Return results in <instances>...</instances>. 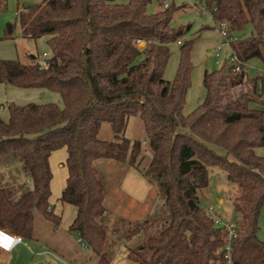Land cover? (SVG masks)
<instances>
[{
  "label": "trees",
  "instance_id": "obj_1",
  "mask_svg": "<svg viewBox=\"0 0 264 264\" xmlns=\"http://www.w3.org/2000/svg\"><path fill=\"white\" fill-rule=\"evenodd\" d=\"M34 1L17 16L21 33L47 36L50 53L44 65L32 54L29 63L0 59V83L55 91L62 104L11 102L8 120L0 117V228L37 240L36 212L59 226L61 217L50 204L49 157L65 148L68 175L58 200L75 206L69 231L98 256V264H109V248L153 224L156 233L128 248L134 264H223L224 228L197 196L208 184V166H219L238 191L234 264H264V240L257 235L264 152H256L264 149V75L247 76L250 59L264 65V0H203L215 26L226 20L231 33L248 24L253 32L230 42L243 63L240 71L232 73L225 64L206 71L204 96L188 113L191 51L198 33L214 27L189 34L190 23L173 24V4L149 12L154 0ZM5 7L6 0H0V11ZM178 41L177 68L167 80L169 45ZM243 83L249 90L235 94ZM132 117L141 120L145 132L146 167H141L142 141L125 135ZM103 123H109L112 140L98 137ZM99 159L137 169L155 188L161 217L150 215L135 225L118 219L109 227L106 181L95 166ZM16 162L20 175L10 168Z\"/></svg>",
  "mask_w": 264,
  "mask_h": 264
},
{
  "label": "rangeland",
  "instance_id": "obj_2",
  "mask_svg": "<svg viewBox=\"0 0 264 264\" xmlns=\"http://www.w3.org/2000/svg\"><path fill=\"white\" fill-rule=\"evenodd\" d=\"M34 2V0H6V7L0 11V59L29 63L31 61L29 56L31 54L35 55L37 60L43 58V52L49 55L48 37L42 36L37 39H32L23 36L18 17L15 14L16 11L20 12L21 9ZM168 2L174 5L173 24L190 23L192 32L189 34L199 31L202 26L212 27L211 24H213L214 20H211L210 11L205 9L204 13H201L196 8L199 6L205 8L203 0H168ZM195 3L197 5L196 7L194 6ZM180 5L181 8L179 9H183V7L186 9L178 11ZM161 7H163L162 0H154L148 6V11H155ZM8 24L11 30H9ZM213 30V28L207 29V33L202 34L198 43L195 44V42L193 45L191 61L194 70H192L191 86L187 93L184 112L185 110H189L191 105L189 93L193 95L197 94L196 98H199V100L204 96L205 91L198 77L201 69L205 68L212 71L220 68V65L216 63L218 57L209 54L211 49L210 43L216 41ZM252 32L253 27L251 24H248L243 30L238 32V35L240 39H243L251 35ZM139 46L143 47L144 45L140 43ZM169 49L170 56L163 73V78L167 80H171L174 77L180 52L178 43H171ZM257 75H264V66L258 59H252L247 64V76L253 78ZM249 88V84L243 83V85L234 88V93L249 90ZM11 102L18 105H23L28 102L40 104L54 102L59 105L62 104L59 93L55 91L19 88L11 84L0 83V104L3 105V108L0 109V117L5 121L9 117L7 104ZM139 125H141V128H138ZM99 131L98 137L100 139H113V132L109 123H103ZM125 135L129 138H139L143 135L142 122L138 117L130 120V125L126 129ZM144 149L146 150V156L141 163V167H146L149 158L147 146H144ZM219 151L223 152L222 148H219ZM256 152L262 154L264 149L257 148ZM95 166L106 181L104 205L111 215L109 227L117 223L118 219L132 221L135 225V223H144L150 215H153L155 218L161 217L163 213L162 207L157 199V192L154 187L146 201V211H144L143 207L139 208L138 211V209L134 210L128 206L129 199L122 189V181L126 169L125 164L114 160L99 159L95 162ZM10 168L14 173L19 174V164L17 162L11 165ZM207 169L208 184L206 187L197 190L200 204L203 207L211 206L215 214L221 216L224 220L236 221L237 214L233 208V199L238 194L236 185L228 181L226 172L219 166H208ZM19 178H24V176L21 175ZM54 179L52 188H50V204L61 217L59 226L53 227L40 213L36 212L34 217V230L37 240L25 239L23 247L14 251L10 257L8 254L1 256L4 264H38L39 262H42V264H53L54 259L50 252L57 253L59 256L63 255L68 261L70 260L74 264H98V256L88 249H83L81 244L77 242V235L69 231V225L75 216L76 209L75 206L66 203L62 204L58 200L62 188L58 184L60 181L58 171H55ZM56 183L57 187L55 186ZM149 206L154 207V210L149 211ZM147 213L149 214L147 215ZM151 226H148L149 228L145 230L142 229L130 242L125 241L119 246L109 248V264H134L127 257L128 248L138 244L145 237L156 233L158 226L155 224ZM257 235L260 239L264 240V206L259 217V230Z\"/></svg>",
  "mask_w": 264,
  "mask_h": 264
},
{
  "label": "crops",
  "instance_id": "obj_3",
  "mask_svg": "<svg viewBox=\"0 0 264 264\" xmlns=\"http://www.w3.org/2000/svg\"><path fill=\"white\" fill-rule=\"evenodd\" d=\"M197 5H195L196 7ZM198 8V7H196ZM199 12L201 13H204L202 11L199 10ZM211 19V18H210ZM213 21V19H211ZM215 22L213 21V24L212 27H214L213 31L215 33V37H216V41L215 42H212L210 43V46H211V49L209 51V54L211 56H214V50L216 48V46L218 44H220L222 42V37L220 36V34L218 33L217 29H216V26H215ZM212 31V32H213ZM192 30H190L189 33H191ZM211 32V31H209ZM240 32V31H239ZM207 33L206 30H203L201 32H199V38L197 39L196 43H198V41L200 40V37L202 34H205ZM231 35L233 37H235L236 39H240L239 35H238V32H234V33H231ZM224 50V51H222ZM231 48L229 45H225V46H222V48L220 49V53L219 55H216V57H218L216 59V63L220 66H222L223 64H225V68L227 69V61H228V58H229V55L231 53ZM249 61H252V59H250ZM249 61L247 62V64L249 63ZM249 66V65H248ZM264 66V65H263ZM194 70V69H193ZM206 71H209L208 69H201V72L199 73V78H200V82H201V79H202V76L203 74L206 72ZM193 73V72H192ZM193 75V74H192ZM199 81V80H198ZM199 82V83H200ZM190 108L189 110H185V113H188L189 111H191L195 106H197V104L199 103V98L197 99L196 95H193V94H190ZM2 105V104H1ZM254 107H257L258 105L256 104H253ZM134 118V117H132ZM130 118V120L132 119ZM136 118V117H135ZM130 120L128 122V125H127V128L128 126L130 125ZM137 122V121H136ZM138 123V122H137ZM136 124V123H135ZM102 126V125H101ZM143 126V125H142ZM138 128H141V125H139ZM101 129V128H100ZM100 132V131H99ZM131 139H139L142 141V144L143 146H146V139H145V132H144V129H143V135L139 138H131ZM67 157V152H66V149L65 148H60V149H57V150H54L51 154H50V157H49V164H50V169H51V172L53 173L52 175V179L50 181V188H52V183H53V179H54V176H55V171H58V176H59V182L58 184H60V186L62 187L61 188V191L62 189L64 188L65 184H66V178H67V175H68V169L67 167L65 166L64 162H65V159ZM126 166V169H125V175H124V178H123V181H122V189L124 191V194L128 197L129 199V204L128 206L133 208L134 210L138 209L139 211V208L143 207L144 208V211H146V208H147V199H148V196L151 194L152 190H153V186L147 182V180L142 176V174L137 170L135 169L134 167H131V166H128L127 164H125ZM55 180V179H54ZM55 186L57 187V183L55 184ZM60 191V190H59ZM60 193V192H59ZM61 194V193H60ZM158 199V197H157ZM221 201V199H220ZM155 206V205H154ZM154 210V207H150L149 206V211H152ZM54 212L56 214H58V212L55 210L54 208ZM149 213H147L148 215ZM237 219V218H236ZM76 235V234H75ZM23 244H19L17 245L12 251L10 252H5V251H1L0 252V264H4L3 261L1 260V256H4L6 254L9 255V257L11 256V254L16 251L17 249L19 248H22L23 247ZM64 260L68 261L67 258H65V256H61ZM72 264H74L73 262H71L70 260L68 261ZM38 264H42V262H39Z\"/></svg>",
  "mask_w": 264,
  "mask_h": 264
},
{
  "label": "built area",
  "instance_id": "obj_4",
  "mask_svg": "<svg viewBox=\"0 0 264 264\" xmlns=\"http://www.w3.org/2000/svg\"><path fill=\"white\" fill-rule=\"evenodd\" d=\"M162 6L163 8H167L169 6L168 0H162ZM198 9L202 12L205 11V8L203 6H199ZM16 16L19 15V11L15 12ZM216 29L220 36L222 37V42L218 44L214 50L215 55H219L220 49L222 46L230 45V42L235 40L236 38L231 35V32L229 30V23L226 20L220 21V23L216 26ZM140 43H143L145 45L144 41L137 40V44L139 46ZM178 44L180 41L177 42ZM43 58L40 60L41 64L44 65L46 62L47 53L43 52ZM242 61L239 59V57L231 51L228 61H227V68L230 72L235 73L240 71L242 68ZM3 108V105L0 104V109ZM204 210L213 218L214 223L219 226L223 227L226 235L225 244L222 248L223 251V264H234V260L232 258V248L234 244V240L236 238L237 233V222L236 221H230V220H224L221 216L216 215L213 211V208L211 206H205L203 207ZM0 250L5 252L12 251L17 245L25 243L24 238L18 234H14L10 232L9 230H6L4 228H0ZM77 242L81 244L83 249H86V245L84 242L77 238ZM48 252V251H47ZM53 256V264H72L66 260H64L61 256H59L57 253L50 252Z\"/></svg>",
  "mask_w": 264,
  "mask_h": 264
},
{
  "label": "water",
  "instance_id": "obj_5",
  "mask_svg": "<svg viewBox=\"0 0 264 264\" xmlns=\"http://www.w3.org/2000/svg\"><path fill=\"white\" fill-rule=\"evenodd\" d=\"M8 28H9V30H11V27H10V25L8 24Z\"/></svg>",
  "mask_w": 264,
  "mask_h": 264
},
{
  "label": "snow or ice",
  "instance_id": "obj_6",
  "mask_svg": "<svg viewBox=\"0 0 264 264\" xmlns=\"http://www.w3.org/2000/svg\"><path fill=\"white\" fill-rule=\"evenodd\" d=\"M0 236H2V234H0Z\"/></svg>",
  "mask_w": 264,
  "mask_h": 264
}]
</instances>
